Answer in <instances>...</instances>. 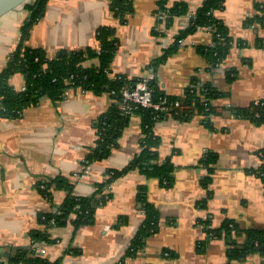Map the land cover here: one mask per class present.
<instances>
[{
  "label": "crops",
  "instance_id": "obj_1",
  "mask_svg": "<svg viewBox=\"0 0 264 264\" xmlns=\"http://www.w3.org/2000/svg\"><path fill=\"white\" fill-rule=\"evenodd\" d=\"M205 1L167 0L169 8H187L171 25L161 0H132L126 21L115 15L111 0L48 1L27 46L51 58L95 50L99 29L110 27L117 39L110 81L137 80L153 68L161 95L182 102L190 90L208 87L216 93L215 111L208 118L195 112L190 119L167 116L157 121L154 163L171 164L170 184L138 168L130 170L104 187L106 202L90 224L79 227L75 215L60 225L43 220L60 214L71 193L77 199L92 197L111 173L142 154V114L129 117L110 151L96 159L91 156L98 148L102 119L119 106L111 84L101 92L69 87L58 99L43 97L27 106L19 117L0 118V248L10 256L27 252L57 264L264 263L260 253L231 261L233 240L241 244L244 235L233 231L232 237L211 238L207 232L226 224L242 233L264 231V183L258 174L264 168V124L238 113L264 99V27L253 21L264 0H225L214 12L231 40L226 58L216 66L208 57L216 46L211 28L177 41ZM28 16L18 8L0 19V73ZM98 65V59L85 63ZM9 83L17 92L26 90L22 74L11 76ZM58 181L70 188H59ZM146 203L158 211V230L145 238L136 256L127 257L145 224ZM40 233L50 241L36 239Z\"/></svg>",
  "mask_w": 264,
  "mask_h": 264
},
{
  "label": "trees",
  "instance_id": "obj_2",
  "mask_svg": "<svg viewBox=\"0 0 264 264\" xmlns=\"http://www.w3.org/2000/svg\"><path fill=\"white\" fill-rule=\"evenodd\" d=\"M49 0H29L21 9L29 13L28 18L21 27V36L16 49L8 56V63L0 73V118L19 117L27 106L34 105L43 97L54 99L60 98L69 87L83 88L85 90L103 91L104 87L111 84L112 90L120 98V81H110L108 72L113 60V56L117 50V39L113 29L103 27L99 29L97 35L98 48L95 50L88 49L80 52H61L55 57H49L40 49H33L27 46L30 31L42 17ZM225 0H206L204 4L197 10L195 16L191 19V23L186 30H183L177 38V41L186 37L188 34L197 31L199 28H211L215 32L216 46L208 52V57L214 66L226 58L231 40L227 35L226 28L216 19L214 12L223 7ZM167 0H161L160 7L165 13L166 20L169 25L177 16L187 13L184 5L176 4L169 8L166 5ZM111 7L115 15L123 21L133 11L132 0H111ZM258 15L253 19L264 27V6L258 7ZM172 47L168 50L167 55L155 62L154 66L165 61L176 49ZM98 59L99 65L86 67L88 60ZM22 74L26 82V90L17 92L9 83L11 76ZM157 82L152 83L155 100L165 97L161 95L157 86ZM216 97L214 90L203 87L200 90L192 89L188 92L186 100L182 101L185 108L182 111H170L161 114L159 120L172 116L177 119H190L192 114H201L205 118L210 117L214 111L213 100ZM171 99V98H170ZM176 100V99H172ZM260 105L255 102L245 110L239 111V115L249 119L257 125L264 124V99L260 101ZM137 113L142 114L144 123V138L142 154L127 168L120 172H113L108 181L100 185L95 194L90 198L77 199L72 193L69 196L65 209L58 215L48 214L43 220L44 224L49 225L52 220L57 224H61L71 215H75L74 224L76 226L87 225L93 221V215L97 208L103 205L108 195L104 194V187L116 177L125 175L130 170L138 168L143 173L161 179V182L169 185L171 182V164L163 165L155 164L159 139L153 133V127L159 120L154 119L151 111L141 110ZM129 117L121 115L119 106L113 107L102 119L99 129L98 148L91 156V159L101 158L110 151L114 143V135L125 126ZM264 158V151L261 153ZM262 177L264 183V168L258 173ZM60 188L70 187L60 181L57 182ZM49 189V187H48ZM144 191V188H141ZM143 196V194H141ZM145 213L147 215L145 224L137 236L127 254L128 256H136L137 252L143 247L146 237L151 236L158 230L159 215L158 211L152 205L146 203ZM209 226V225H208ZM211 238L226 236L232 237V232L236 231L238 236L244 235V241L241 244L233 240V248L231 249V261L238 263L244 261L249 255L260 253L264 256V231L249 230L242 233L236 226L226 224L220 229H207ZM36 237V236H35ZM39 241H50L45 234L36 237ZM13 264H57L50 263L45 259H40L28 255L27 252H20ZM264 264V263H263Z\"/></svg>",
  "mask_w": 264,
  "mask_h": 264
},
{
  "label": "built area",
  "instance_id": "obj_3",
  "mask_svg": "<svg viewBox=\"0 0 264 264\" xmlns=\"http://www.w3.org/2000/svg\"><path fill=\"white\" fill-rule=\"evenodd\" d=\"M116 80L122 83L119 109L124 117H131L138 111L146 110L152 112L155 120H159L161 114L175 110L182 111L185 108L181 101L172 100L166 96L155 100L152 83L157 82V79L156 71L153 68H149L146 75L137 80H130L125 77H118ZM260 101L255 103L260 105Z\"/></svg>",
  "mask_w": 264,
  "mask_h": 264
},
{
  "label": "water",
  "instance_id": "obj_4",
  "mask_svg": "<svg viewBox=\"0 0 264 264\" xmlns=\"http://www.w3.org/2000/svg\"><path fill=\"white\" fill-rule=\"evenodd\" d=\"M29 0H0V19L8 15L9 13L17 10ZM5 259L15 260V257L10 256L8 251L0 248V264H9L4 261Z\"/></svg>",
  "mask_w": 264,
  "mask_h": 264
}]
</instances>
